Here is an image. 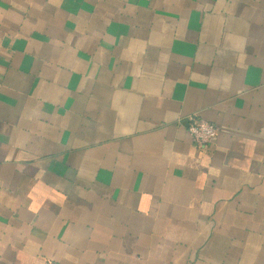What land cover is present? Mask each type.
Instances as JSON below:
<instances>
[{
  "label": "crops",
  "instance_id": "0c3cea01",
  "mask_svg": "<svg viewBox=\"0 0 264 264\" xmlns=\"http://www.w3.org/2000/svg\"><path fill=\"white\" fill-rule=\"evenodd\" d=\"M0 264H264V0H0Z\"/></svg>",
  "mask_w": 264,
  "mask_h": 264
},
{
  "label": "built area",
  "instance_id": "2783aa9c",
  "mask_svg": "<svg viewBox=\"0 0 264 264\" xmlns=\"http://www.w3.org/2000/svg\"><path fill=\"white\" fill-rule=\"evenodd\" d=\"M188 133L199 148L205 149L216 142L219 129L208 120L191 116L189 118Z\"/></svg>",
  "mask_w": 264,
  "mask_h": 264
}]
</instances>
